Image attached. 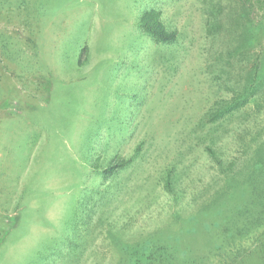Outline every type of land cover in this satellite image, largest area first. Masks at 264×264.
Here are the masks:
<instances>
[{"label":"rangeland","instance_id":"1","mask_svg":"<svg viewBox=\"0 0 264 264\" xmlns=\"http://www.w3.org/2000/svg\"><path fill=\"white\" fill-rule=\"evenodd\" d=\"M215 6L218 34L209 28ZM244 8L0 0V264H131L134 249L160 245L177 264H218L221 225L248 195L240 183L224 187L205 149L239 175L264 141V100L204 119L262 67L263 13L255 4L237 19ZM149 10L174 42L139 27ZM115 158L128 163L105 178Z\"/></svg>","mask_w":264,"mask_h":264},{"label":"trees","instance_id":"2","mask_svg":"<svg viewBox=\"0 0 264 264\" xmlns=\"http://www.w3.org/2000/svg\"><path fill=\"white\" fill-rule=\"evenodd\" d=\"M239 1L247 2L249 8H244L243 13L238 15L237 19L246 18L245 16L251 11L252 6L257 4L259 12H262L263 15H261L256 29L264 32V24H261V20L264 18V0H255V3H252V0ZM210 2L211 0H209V4ZM219 12L220 10L216 6L211 12L213 22L209 28L215 34H218L223 29L218 23ZM159 17L160 13L158 11H146L140 16L138 25L154 42L170 44L176 40V32L169 31L162 24ZM263 63L264 61L262 62V67H264ZM261 69L254 67L253 73L249 74L246 85L242 89L232 90L233 94L228 99L215 103L214 107L205 114V121L209 124L216 123L225 116L233 115L246 107L250 100H253L256 108H258L257 101L264 100V73ZM205 150L219 172L225 175L224 187L232 190L240 183L245 186L248 195V201L246 200L241 206L236 207V219H229L221 225V235L224 244L216 247L214 257L218 259L217 263L226 264L227 261L231 263L238 259L252 256L264 264V141L256 143L250 157L243 161L244 165L238 172L239 175L233 172L234 163H225L209 147H206ZM127 163L128 161L115 158L103 168L102 174L105 178H108ZM164 189L169 194H173L169 172L164 183ZM220 214L221 210H217V215L219 216ZM129 261L131 264H177L174 263L173 256L161 245L148 250L144 249V247H141V250L134 249L130 254ZM194 263L197 262L187 261L184 258L178 264Z\"/></svg>","mask_w":264,"mask_h":264}]
</instances>
